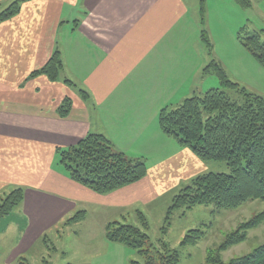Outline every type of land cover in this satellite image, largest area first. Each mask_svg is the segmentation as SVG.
<instances>
[{
	"label": "crops",
	"instance_id": "obj_1",
	"mask_svg": "<svg viewBox=\"0 0 264 264\" xmlns=\"http://www.w3.org/2000/svg\"><path fill=\"white\" fill-rule=\"evenodd\" d=\"M10 1L0 0V11ZM198 9L187 0H25L0 22V192L23 188L20 223L10 221L20 239L31 237L34 226L39 238L77 203L151 202L203 171L204 162L177 142L147 166L144 178L99 194L73 181L56 153L100 133L117 151L146 163L136 146L166 141L160 110L202 93L205 81L209 88L219 84L214 74H203L210 60L204 43H190L195 28H204ZM56 49L60 78L31 77ZM66 98L71 105L62 117L58 106Z\"/></svg>",
	"mask_w": 264,
	"mask_h": 264
},
{
	"label": "trees",
	"instance_id": "obj_2",
	"mask_svg": "<svg viewBox=\"0 0 264 264\" xmlns=\"http://www.w3.org/2000/svg\"><path fill=\"white\" fill-rule=\"evenodd\" d=\"M25 0H11L0 11V22L18 13ZM249 6L248 0H236ZM201 22H205V1L199 0ZM201 39L211 56L203 74H214L218 87L208 88L201 94H192L174 106L163 107L158 115L160 129L189 148L201 161H224L228 172H201L193 176L176 194L167 208V217L178 208L195 205H212L213 210L235 209L248 201H264V96L249 91L229 78L221 63L212 57V43L207 30L201 29ZM239 43L264 68V31L249 29L248 24L236 33ZM63 64L60 53L54 50L47 61L32 71L31 77L44 74L49 80L60 78ZM64 82H71L67 79ZM86 98V92L81 91ZM69 98L58 106V114L66 116L70 109ZM59 161L68 176L90 190L104 194L134 183L147 174L143 158H131L114 149L103 134L88 133L77 144L57 147ZM24 197L22 187L12 188L0 203V219L9 215ZM84 211L79 210L68 222L81 220ZM264 219V211L257 213L236 229L230 231L217 247L225 250L246 238L249 229ZM147 221L142 227L147 228ZM106 237L133 249L136 257L128 264H177L178 250L166 243L154 248L149 235L131 224L109 221L105 226ZM204 235L199 228L189 229L180 244H192ZM193 241V242H192ZM143 246H150L147 250ZM138 257V258H137ZM214 264H264V242L238 257L224 262L217 256ZM17 264H28L25 259Z\"/></svg>",
	"mask_w": 264,
	"mask_h": 264
},
{
	"label": "rangeland",
	"instance_id": "obj_3",
	"mask_svg": "<svg viewBox=\"0 0 264 264\" xmlns=\"http://www.w3.org/2000/svg\"><path fill=\"white\" fill-rule=\"evenodd\" d=\"M204 1L206 8L204 28L212 43V57L221 63L230 79L233 81L236 79L249 91L264 96V68L236 38L237 30L245 23L248 24L249 29L264 31V0H248L249 6H244L236 0ZM187 3L188 5L195 3V6L199 8V0H187ZM190 9L192 10V7ZM199 14H197L198 17ZM200 30L199 26L197 33L195 28V37L190 36V43L200 42L201 46L203 45ZM197 34L198 40L195 39ZM206 56L210 59L209 55L206 54ZM214 78L217 80L216 77ZM208 85L205 81V88L201 92L206 91L209 88ZM218 86L219 84L213 87ZM164 138L166 141L157 139L153 144L136 146L148 156L146 166L165 158L179 146L174 137L164 133ZM114 149L119 150L117 146H114ZM204 164L205 168L201 170L202 172H228L224 161H204ZM191 178L183 179L182 184L179 182L180 185H173L174 187L151 202L140 200L123 206L102 204L88 206L77 203V208L70 214H66L69 215L68 217L54 226L48 224L47 230L39 238L33 236L37 231L34 230L35 226L34 229L29 230L32 235L26 240L19 238L21 230L13 225V222V227H10V221L20 223L23 207L18 205L9 215L0 219V264H16V262L13 263L16 255L22 256L17 257V261L25 259L28 264H65L67 262L128 264L130 259L136 257L135 251L123 243L109 240L105 235V226L112 220L141 228L149 235L154 248L161 249L166 243L169 247L177 249L179 254L177 264H214L213 258L216 260L217 256L222 261L228 262L264 242L263 219L247 231L243 241L225 250L217 251V247L230 231L264 211V201L260 199L248 201L235 209L213 210L212 205L204 204L188 209L181 207L173 210L167 217V208L171 204L173 195ZM9 190L10 188L0 192V203ZM28 198H30L28 202L38 200L35 197ZM84 208L86 210H84L83 219L70 224L68 219ZM32 211L34 216L41 213L39 211L35 214L34 209ZM143 221H147V228L142 227ZM6 224L7 229L4 232L3 228ZM193 228H199L204 235L200 237L201 239L192 241V244L181 245L180 242L185 234ZM149 247L143 246V249L147 250Z\"/></svg>",
	"mask_w": 264,
	"mask_h": 264
}]
</instances>
